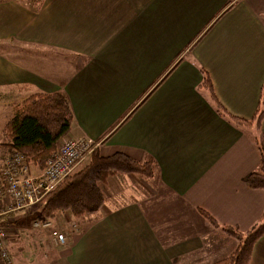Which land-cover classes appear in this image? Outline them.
<instances>
[{"label":"crops","instance_id":"obj_1","mask_svg":"<svg viewBox=\"0 0 264 264\" xmlns=\"http://www.w3.org/2000/svg\"><path fill=\"white\" fill-rule=\"evenodd\" d=\"M0 40V113L61 92L73 118L58 141L154 163L109 177L96 213L62 214L65 246L33 233L34 205L6 213L0 186L11 264L24 245L20 264H212L238 243L200 211L242 233L257 223L264 190L243 178L264 137V0H0ZM248 264H264V237Z\"/></svg>","mask_w":264,"mask_h":264},{"label":"trees","instance_id":"obj_2","mask_svg":"<svg viewBox=\"0 0 264 264\" xmlns=\"http://www.w3.org/2000/svg\"><path fill=\"white\" fill-rule=\"evenodd\" d=\"M72 118L69 101L63 93L32 94L12 108L2 129L5 141L0 145L7 146L10 152L22 154L27 163L41 171L54 153L58 139L69 132ZM233 118L238 124H249ZM257 148L259 168L246 175L243 181L250 188L264 190V137L258 139ZM88 156L87 164L40 200L39 220L55 221L62 214H68L72 221L81 220L96 213L104 204L101 186L109 177L124 174L151 177L154 172L153 161L140 162L122 152L102 156L97 147ZM200 212L214 230L224 232L238 242L232 253L212 264H248L253 246L264 237V211L254 227L244 233L236 228L220 226L209 214Z\"/></svg>","mask_w":264,"mask_h":264},{"label":"built area","instance_id":"obj_3","mask_svg":"<svg viewBox=\"0 0 264 264\" xmlns=\"http://www.w3.org/2000/svg\"><path fill=\"white\" fill-rule=\"evenodd\" d=\"M99 145L98 141L84 138H64L58 141L54 153L40 172L30 173L25 157L13 151L3 161L0 172V186L8 201L5 212H16L40 202V200L59 185L74 169ZM34 230H49L51 238L58 245H63L65 235L53 229L52 222L36 220ZM7 231L0 228L1 264H11V258L5 245Z\"/></svg>","mask_w":264,"mask_h":264},{"label":"rangeland","instance_id":"obj_4","mask_svg":"<svg viewBox=\"0 0 264 264\" xmlns=\"http://www.w3.org/2000/svg\"><path fill=\"white\" fill-rule=\"evenodd\" d=\"M3 1V0H2ZM4 49H3V41L2 40H0V52L2 53V51H3ZM3 83H2V80H0V95L3 93ZM1 104V103H0ZM1 110H3V108H0V112H4L5 110L7 111V109H5V110H3V111H1ZM0 115H1V117H0V129H2V127H3V125H4V122L8 119V117H6L5 116V114H2V113H0ZM6 118H5V117ZM4 137V135L3 134H1V132H0V139H2ZM8 150V148L7 147H4V148H0V171H1V169H2V167H3V163H2V161H1V155L2 154H4L6 151ZM88 160H89V156H86L85 158H84V160L80 163V164H78L77 166H76V168L74 169V171H78L79 169H81L85 164H87V162H88ZM8 204V201H7V203H6V205ZM28 208V207H27ZM24 209H26V208H24ZM24 209H22V210H24ZM22 210H19V211H22ZM39 210H40V205L37 203V204H35L33 207H32V209H31V211H32V220L30 221V227H31V229L33 230V228H32V223L34 222V221H36V220H39L38 218H37V213L39 212ZM62 218V219H61ZM62 220V221H61ZM48 221H50V222H53L54 223V226L55 227H53V229H56V230H58V231H61L64 235H65V242H64V244H63V246H65L66 245V239H67V233L65 234L64 233V230L62 229V230H60L57 226H56V222H57V224H58V222L60 223V221H61V223L60 224H64V225H70L71 224V221H69L68 220V217L66 216V215H63V217L62 216H60L59 218H57V219H55V221L54 220H48ZM62 226V225H61ZM41 229H37V231L35 230L33 233H39L38 231H40ZM66 232V231H65ZM50 235V234H49ZM35 236H37V235H35ZM42 236H47L46 234H43ZM238 243V242H237ZM55 246V245H54ZM62 247V246H61ZM19 252H20V254H19ZM24 252H26V245H24L23 247H21V248H19V250H18V252L16 253V254H14L13 253V255H12V258H13V262H12V264H20V263H22V262H24L25 261V259H26V257L24 256ZM229 252H231V251H229ZM12 254V253H11ZM17 254H19V255H17ZM14 255H15V258H14ZM18 256H19V258H18Z\"/></svg>","mask_w":264,"mask_h":264}]
</instances>
